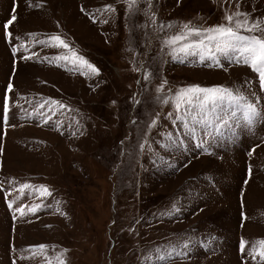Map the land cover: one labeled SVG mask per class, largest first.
Returning <instances> with one entry per match:
<instances>
[{"label":"rangeland","instance_id":"1","mask_svg":"<svg viewBox=\"0 0 264 264\" xmlns=\"http://www.w3.org/2000/svg\"><path fill=\"white\" fill-rule=\"evenodd\" d=\"M227 15L264 29V0H0V264H264V86L165 44ZM189 85L244 99L180 121Z\"/></svg>","mask_w":264,"mask_h":264},{"label":"snow or ice","instance_id":"2","mask_svg":"<svg viewBox=\"0 0 264 264\" xmlns=\"http://www.w3.org/2000/svg\"><path fill=\"white\" fill-rule=\"evenodd\" d=\"M128 2L129 4H132L135 0H128ZM110 7L111 6L106 5L105 9ZM245 15L246 14L242 13L236 14L238 17ZM15 19L16 17L12 16V18L4 24L6 33L9 26L13 24ZM225 19L228 23L214 25L205 29L184 25L183 30L170 36L165 41V44L172 48L174 59L179 58L175 55L176 53H183L184 56L199 55L201 60L208 57L216 61L217 65H219V61L217 60L215 53H229L231 57L236 60V62H242L243 64L251 67L252 70L258 74L261 85L264 86V29H261L259 23L250 24L245 19L234 20L232 15H227ZM241 29L248 33L260 32L261 34L245 35L242 33ZM193 37L196 38L193 39ZM51 39L57 40L59 42V46L69 48V46L59 37H52ZM57 59L68 60L69 57H57ZM72 59L81 61L94 73L97 71L93 65L74 52ZM148 78V74L145 73V79ZM11 87L12 85L9 84V89ZM243 99L244 97L238 90L234 92L232 89L224 86L205 88L200 85H189L177 90L175 93V108L178 113L176 119L185 122L190 120H195L197 123H200L201 121L210 122V116L216 111L218 105L228 102L240 107V101ZM163 102L169 103L170 101L165 100ZM41 107H43V105H41ZM182 107L183 114H179ZM7 110L8 104L7 98H5V113H7ZM242 110L248 119H252L256 115V108L254 104L246 103L243 105ZM153 123H155V121H153ZM30 187L32 186L22 184L20 186L21 192ZM36 191H39L41 195H51L47 187L43 185L39 186ZM9 207H11V204ZM39 207L40 205H35L31 207L29 211L35 212ZM17 210L21 211V215L24 214L21 209ZM256 244L258 246L253 248V252L264 260V240H259ZM244 245L245 242L241 241V250H245ZM33 247L44 249L47 246L37 245ZM184 247L186 248L187 245L185 244ZM174 254L180 255L182 253L177 252L174 247L169 249H156V259L160 262H166ZM60 264H63V261H60Z\"/></svg>","mask_w":264,"mask_h":264}]
</instances>
